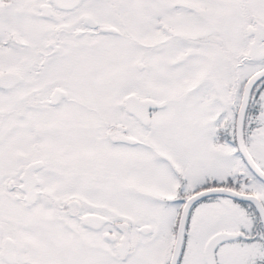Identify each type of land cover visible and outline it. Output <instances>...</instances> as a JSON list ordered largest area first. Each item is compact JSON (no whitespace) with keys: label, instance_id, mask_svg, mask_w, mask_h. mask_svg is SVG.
I'll use <instances>...</instances> for the list:
<instances>
[{"label":"snow or ice","instance_id":"obj_1","mask_svg":"<svg viewBox=\"0 0 264 264\" xmlns=\"http://www.w3.org/2000/svg\"><path fill=\"white\" fill-rule=\"evenodd\" d=\"M0 264H264V0H0Z\"/></svg>","mask_w":264,"mask_h":264}]
</instances>
